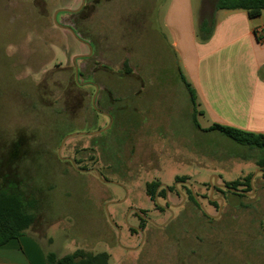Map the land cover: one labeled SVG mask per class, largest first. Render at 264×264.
Wrapping results in <instances>:
<instances>
[{
    "label": "rangeland",
    "instance_id": "rangeland-1",
    "mask_svg": "<svg viewBox=\"0 0 264 264\" xmlns=\"http://www.w3.org/2000/svg\"><path fill=\"white\" fill-rule=\"evenodd\" d=\"M170 1L86 0L57 16L78 39L54 15L82 0H0V187L23 193L48 253L264 264V150L210 131L166 27Z\"/></svg>",
    "mask_w": 264,
    "mask_h": 264
},
{
    "label": "crops",
    "instance_id": "crops-1",
    "mask_svg": "<svg viewBox=\"0 0 264 264\" xmlns=\"http://www.w3.org/2000/svg\"><path fill=\"white\" fill-rule=\"evenodd\" d=\"M202 0L201 38L193 0H171L166 27L211 125L264 135V11L217 10ZM47 249L30 228L0 247V264H48Z\"/></svg>",
    "mask_w": 264,
    "mask_h": 264
},
{
    "label": "trees",
    "instance_id": "trees-1",
    "mask_svg": "<svg viewBox=\"0 0 264 264\" xmlns=\"http://www.w3.org/2000/svg\"><path fill=\"white\" fill-rule=\"evenodd\" d=\"M217 10H245L250 18L259 17L264 11V0H218ZM190 87L191 95L196 98V92ZM210 131H218L239 144H246L250 147L264 150V135L253 134L236 128L214 124ZM264 163V162H263ZM185 180V178H176ZM251 176H248L245 183L250 184ZM243 182L234 181L229 183L233 189H237ZM161 186L158 182L147 184V193L154 200L157 189ZM165 196V191H162ZM195 204L200 207L194 197H191ZM34 216L29 212V204L23 193L14 185L4 184L0 187V247L13 239L24 236L28 229L33 228ZM48 264H110V255L107 252L85 256L82 251L77 250L63 257L55 253L47 256Z\"/></svg>",
    "mask_w": 264,
    "mask_h": 264
},
{
    "label": "water",
    "instance_id": "water-1",
    "mask_svg": "<svg viewBox=\"0 0 264 264\" xmlns=\"http://www.w3.org/2000/svg\"><path fill=\"white\" fill-rule=\"evenodd\" d=\"M85 3H86V0H82V5H81L80 9L77 10V11L59 10V11H57V12L55 13V15H54V21H55V23H56L58 26H60L61 28H65V29L69 30L73 35L76 36V38H78V36L75 34V32H74L71 28L63 27V26H61V25L58 23L57 16H58V14L61 13V12H66V13H75V12H79V11L82 10V8L84 7ZM78 39H79V38H78ZM81 42H82V41H81ZM83 43H84V42H83ZM84 44H86V45L89 47V49H90V54L87 56V57H90V56L92 55V48H91V45H90L89 43H84ZM82 57H83V56L75 57V58H74V63H76L77 60L82 59ZM75 70H76V81L78 82V81H79V69H78L77 66H75ZM96 90H97V93H98L99 89H98L97 86H96ZM96 97H97V94L94 96L93 104H95V99H96ZM69 137H70V136H69ZM261 173L264 174V171H261ZM97 174L99 175L98 172H97ZM214 179H215V181H216V180H217V177L214 176ZM166 188H167V186H166ZM236 192L239 193V194H245V192H243V191H236Z\"/></svg>",
    "mask_w": 264,
    "mask_h": 264
},
{
    "label": "flooded vegetation",
    "instance_id": "flooded-vegetation-1",
    "mask_svg": "<svg viewBox=\"0 0 264 264\" xmlns=\"http://www.w3.org/2000/svg\"><path fill=\"white\" fill-rule=\"evenodd\" d=\"M87 83V82H86ZM168 189L169 188H164L163 190L165 191V195H166V192L168 191ZM147 191V190H146ZM190 192H191V190H190ZM146 194H148L147 192H146ZM162 194V193H161ZM192 194V193H191ZM156 196H157V194H156ZM165 198V197H164ZM155 200V199H154ZM198 202V201H197ZM158 205H156V207H157ZM158 208V207H157ZM132 210H133V212H134V214H136L137 215V220L139 221V222H142V221H149V222H151V220L152 219H150V218H148V217H146V216H144L142 213H141V211H138V210H136L135 208L133 209V208H131Z\"/></svg>",
    "mask_w": 264,
    "mask_h": 264
}]
</instances>
